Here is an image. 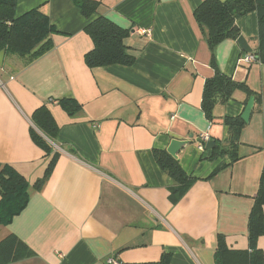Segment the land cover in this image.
I'll return each mask as SVG.
<instances>
[{
  "label": "crops",
  "instance_id": "crops-1",
  "mask_svg": "<svg viewBox=\"0 0 264 264\" xmlns=\"http://www.w3.org/2000/svg\"><path fill=\"white\" fill-rule=\"evenodd\" d=\"M92 1L95 16L127 32L131 66H86L90 20L72 0H17V17L38 8L56 32L52 49L28 65L0 52V165L32 187L57 155L41 189H30L22 212L0 226V241L13 235L19 242L0 264H154L164 253L169 264H215L218 236L229 250L247 251L264 165V65L243 63L237 40L209 48L193 15L204 0ZM235 24L254 51L256 13ZM216 72L241 88L217 102L209 119L203 91ZM61 100L79 105L78 113L68 115ZM41 107L57 129L49 154L31 136L44 137L32 121ZM226 118L245 124L231 164L228 156L211 158L215 146L228 147ZM202 135L212 149L197 141ZM174 139L190 142L177 161L197 180L171 204V179L153 152ZM256 247L264 259V235Z\"/></svg>",
  "mask_w": 264,
  "mask_h": 264
},
{
  "label": "trees",
  "instance_id": "trees-1",
  "mask_svg": "<svg viewBox=\"0 0 264 264\" xmlns=\"http://www.w3.org/2000/svg\"><path fill=\"white\" fill-rule=\"evenodd\" d=\"M72 2L80 9L82 16L90 20L84 32L91 39L93 48L84 56L86 66L90 69L110 65L131 66L134 58L127 53L124 44L127 32L107 19L95 16L97 2L92 0H72ZM16 4L17 0H0V52L7 56L21 58L25 65H28L52 49L51 35L56 32V29L38 8L17 17ZM251 12L257 15L258 27V44L253 55L256 57V62L264 65V0H204L195 8L193 15L199 27L205 32L209 48L213 50L224 39L237 40L240 33L235 24L236 20ZM240 86L219 72L206 81L202 110L207 118L211 119L212 109L217 102H225L235 90L241 88ZM59 104L68 115H75L80 109L79 105L72 100H61ZM32 121L48 140L32 130L33 141L46 154H49L52 151L49 141L55 138L57 132L50 113L41 107L32 115ZM224 124L229 132V137L225 140V145L228 147L215 146L211 151V158L228 156L231 164L237 160L239 133L245 124L239 118H226ZM153 154L157 166L171 179L168 200L171 204H176L197 178L187 174L179 162L165 150H155ZM55 155L51 158L42 179L36 181L32 187L11 167L0 165V226L8 224L22 212L28 204L30 189L34 191L41 189L51 173ZM219 167L222 168V165ZM263 206L264 165L248 219L249 249L247 251L229 250L223 237L218 236L214 253L215 264H264L263 253L256 247L258 237L264 235ZM18 245V239L13 235L0 241V257L5 263L13 259ZM170 258L169 254L164 253L159 262L154 264H169Z\"/></svg>",
  "mask_w": 264,
  "mask_h": 264
},
{
  "label": "water",
  "instance_id": "water-1",
  "mask_svg": "<svg viewBox=\"0 0 264 264\" xmlns=\"http://www.w3.org/2000/svg\"><path fill=\"white\" fill-rule=\"evenodd\" d=\"M237 44L239 46V48L245 52L246 54H253V51L251 50V48L248 46L247 41L244 39V37L240 36L237 39ZM249 115V108L246 109L245 112V116L243 117L244 119H246V117H248ZM200 144L202 143L201 139L197 140ZM189 141H179V140H171L168 147L166 148V152L175 160L178 159V153L184 149L185 147H187V145H189ZM214 146V142L213 141H208L207 143H205V149H212Z\"/></svg>",
  "mask_w": 264,
  "mask_h": 264
},
{
  "label": "built area",
  "instance_id": "built-area-1",
  "mask_svg": "<svg viewBox=\"0 0 264 264\" xmlns=\"http://www.w3.org/2000/svg\"><path fill=\"white\" fill-rule=\"evenodd\" d=\"M141 35L146 36L147 38L150 36L149 30H143L141 29L138 31ZM242 62L245 64H250V63H255L256 62V57L253 54H245L242 58ZM201 141L203 143L208 142V136L207 135H202L200 137ZM202 149V146H199ZM60 256V255H59ZM106 264H119L115 259L109 258L106 261Z\"/></svg>",
  "mask_w": 264,
  "mask_h": 264
}]
</instances>
